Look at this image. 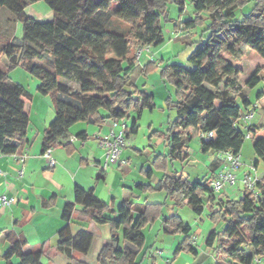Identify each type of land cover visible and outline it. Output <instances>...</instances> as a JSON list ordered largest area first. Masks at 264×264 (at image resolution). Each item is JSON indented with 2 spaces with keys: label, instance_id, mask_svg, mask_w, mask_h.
Returning <instances> with one entry per match:
<instances>
[{
  "label": "trees",
  "instance_id": "1",
  "mask_svg": "<svg viewBox=\"0 0 264 264\" xmlns=\"http://www.w3.org/2000/svg\"><path fill=\"white\" fill-rule=\"evenodd\" d=\"M36 0H0V8L9 11L22 25V37L0 42V56L7 60V70H0V154L12 155L23 152L28 143L27 130L29 113L26 111L32 95L9 77L11 68L23 66L38 77L37 89L42 94H51L54 117L44 130L41 153L68 138L69 128L82 121H104L118 119L135 112L130 126L125 128L126 138L135 133L137 119L143 110H152L154 96L146 90H137L131 82V75L138 59L134 45L138 48L157 46L164 41L160 16L164 14L170 0H43L52 11V18L40 21L25 9ZM176 1L180 9L184 0ZM195 12L207 11L212 20L209 38L196 46L188 58L193 68L173 64L163 69L167 82L175 88V100L166 98L167 106L175 108V117L163 132L168 144L164 154L154 159L156 168H166L173 160L187 157V142L198 135L202 151L214 150L223 153H239L246 134L253 139V150L264 162V125L241 124L243 114L252 108V102L245 94L262 79L264 63L256 64L244 73L246 51L255 52L264 62V0H254L249 11L236 20L235 13L247 6L251 0H188ZM115 4L112 9L111 5ZM109 12L129 24L125 32L110 30L102 18ZM196 20L182 23V30L194 27ZM134 42H131L130 39ZM47 60L53 70L36 63ZM150 63H155L150 61ZM148 65L144 66V69ZM59 77H73L79 84V93H70ZM138 92V94H136ZM60 94L73 96L79 102L75 106L62 99ZM263 90L256 94L257 100ZM103 109L105 115H100ZM242 122V121H241ZM251 122V120H250ZM85 132L78 133L83 138ZM214 162V161H213ZM258 161L253 163L256 169ZM215 164V162H214ZM217 165V163L215 164ZM217 167V166H216ZM215 168V167H214ZM213 168V169H214ZM151 170L148 171L150 176ZM207 182L190 180L181 170L165 172L155 187L137 184L141 190H164L177 208L187 205L196 215H201L206 202L211 205L217 200L218 215L226 221L222 231L224 240L216 250L218 256L252 264L254 256L264 259V174L256 184L257 196L242 190L241 198L216 199ZM75 205L95 224H108L109 236L102 245L96 261L98 264H139L137 251L119 248L121 238L140 249L144 242L143 228L159 216L165 232H179L183 239L177 244L174 255L183 249L197 252L191 241V227L177 214H163L164 204L136 205L132 201H121L117 209L110 211L100 200L93 188L74 187V202H66L61 212L63 225L57 232V250L69 261L66 264H88L74 253L86 255L93 241V234L84 224L75 232L71 228ZM137 211L136 217L133 216ZM218 236L212 230L206 243L210 247ZM4 254L5 264H12L10 258H18L17 264H43L41 248L24 251L27 242L23 237L12 236Z\"/></svg>",
  "mask_w": 264,
  "mask_h": 264
},
{
  "label": "rangeland",
  "instance_id": "2",
  "mask_svg": "<svg viewBox=\"0 0 264 264\" xmlns=\"http://www.w3.org/2000/svg\"><path fill=\"white\" fill-rule=\"evenodd\" d=\"M253 1L254 0L248 2L247 6H245L243 9H238L235 13L234 18L236 20L241 19L243 17V13L249 11V8L252 6ZM114 7L115 4H112L111 8L113 9ZM44 8L46 9V12H44ZM0 9V11H2L3 13H9L5 8ZM165 9V13L161 14L160 16V24L163 30L162 34L164 37V41L157 46H149L147 47V49H142L143 51L140 58L138 59L137 67L131 75V82L133 83L134 88H136L137 90H146L148 93L154 96L155 106L151 111L145 109L143 117L138 120V132L129 133L132 143L134 139V141H138L136 144L140 146V149H142V146H145V157L153 155L146 146L149 138L151 137H148L145 133L149 123L152 121L155 125L159 126V131L165 132L167 130L168 124L173 120L176 114L175 108H170L169 106H167L166 98L168 95L174 98L175 88L169 82H167L166 76L163 74V69H166L167 66H171L173 64H179L185 66L188 69H192V64L188 62L189 56L195 50L196 46L206 41L212 34L211 25L213 22L209 17L208 12H195L188 0H184V6L182 9H180V5L178 2L170 0L167 2ZM25 10L28 14L40 21H47L52 18V11L43 0H39L35 3L29 4ZM39 14H42L43 17H39ZM108 14V18H106L105 16H103L102 18L109 26V29L118 32L123 31L126 33L129 24L115 17L112 12H109ZM192 19L196 20L194 27L189 30H182V23H185L186 21ZM14 36H16L15 42H19L22 37V25L17 20L15 23ZM4 41L5 37H2L0 35V42ZM130 41L134 42L132 38L130 39ZM137 49L138 46L134 45L133 51H136ZM246 56L247 60H244L246 63L242 66L244 73L240 75L241 84H243L244 81L243 77L247 76L250 73H247V71L251 69V66L254 67L256 64L264 63L263 60L250 49L246 51ZM35 61L36 63L42 65V67L53 70L50 65H48L47 60ZM150 61H154L155 63H150ZM146 65L148 66L146 69H144V66ZM0 70H7V60L4 56H0ZM261 75L263 79L258 84H256L252 88L245 89L247 98L252 102V105H250V107L252 108L253 105H256L254 109V115L250 122L251 124L256 126L264 125V70L261 71ZM9 77L13 83L21 84L32 96H35V98L32 97L31 102L28 101V105L26 107V111H28L29 113L28 133L29 137L33 138L36 134V128L40 129L44 124H46V122L48 125L54 117L55 112L51 94L40 93L37 89V86L40 83L38 77L28 72L21 65H17L11 68L9 71ZM58 79L62 84L68 87L70 93L80 94L79 84L73 77H59ZM261 90H263V96L257 100L256 94ZM136 94H138V92ZM60 96L66 102H69L75 106L79 105V102L75 100L73 96H66L63 94H60ZM100 110L101 112L104 111L103 109ZM239 122L241 125V119L239 120ZM75 124H73V126ZM130 124L128 126H130ZM150 135H152V133ZM252 145L253 139L245 138L239 155L242 166L241 169L236 172L239 178L242 177L245 171L251 172L252 175L255 174L257 175V177H262V175L264 174V162L256 156ZM154 146L156 152H159L160 148H162L156 147V145ZM185 151L187 153V157L182 160H173V166H170L169 170H181L184 176H189L188 178L190 180L207 182L209 179H207L206 176L212 175L213 177V175L215 176V173L220 168H222V165H219L214 169H212V167H209L210 161H214L215 163L218 162L217 159L220 157V153L214 150H208L207 152L202 151L198 135H194L191 137V139L187 142ZM54 154L56 153L54 152ZM9 156L10 159H8V167L14 170L16 167V171H18L19 167L16 164L17 161L15 160V158H13L12 155ZM220 159L222 160V158ZM255 161H258V166L254 170L252 169V165ZM114 165L115 164H112L107 167V170H110ZM124 167H122V169ZM111 173L112 185L113 187L118 188V178H121L123 173L117 171V169L112 170ZM242 194V183L239 180L237 181L235 186H225L223 189H221L220 193H214L216 199L218 200L238 197L241 198ZM153 197L161 200L163 199L164 194L159 193ZM216 202L217 200L214 201L213 205H211L209 202H206L204 211L201 215H196L195 213H193L187 205H183L179 207V209H174V214L179 215L185 222V224H188L191 227V230L198 229L199 231H201V233H194L192 235L194 237H191V240H194L192 241V243L197 250L196 253L188 249H183L181 251H178V253L174 255V250L177 246V243L175 242H178L175 236H179L178 240L180 242L182 240V234L179 232H165L163 227H160V220H158L156 223L152 222L145 225V227L143 228L144 242L140 249L135 244L128 241L126 242L121 238V228L117 230L120 234L119 248L124 250L126 247H128L134 251H137L138 253L136 254V260L139 262V264H243L236 260L228 261L227 257L222 258L218 256L216 250L218 249L219 243L224 240L222 231L227 223L223 218H220L219 215L215 219L212 218V211L218 209V206H216ZM8 211L9 209H7L5 213L7 214ZM163 214H172V212L168 209V204L167 206L165 205ZM5 223L6 216L2 217L0 221V231L5 226ZM71 227L72 230L75 229V225H72ZM86 227L93 232V241L90 250L86 255L77 253V256L82 257L88 264H98L96 261V253L103 244V241L105 242L109 236V226L108 224H91L90 227H88V225H86ZM213 229L218 232V236L216 237L213 246L210 247L209 245H207L206 240L208 234ZM24 230L28 233L27 235L30 238V242H33L37 236L36 232H33V229L29 225L25 227ZM3 243L4 238L2 237V235H0V264H4L1 255L6 246L4 247ZM15 260L17 261L16 258L13 259V261ZM53 260L54 264H63V262L58 263V261L62 260L61 257H56ZM43 261L46 263L48 262V259L45 257L43 258ZM68 261L69 260L64 256V264H66Z\"/></svg>",
  "mask_w": 264,
  "mask_h": 264
},
{
  "label": "crops",
  "instance_id": "3",
  "mask_svg": "<svg viewBox=\"0 0 264 264\" xmlns=\"http://www.w3.org/2000/svg\"><path fill=\"white\" fill-rule=\"evenodd\" d=\"M37 1L39 0L35 2ZM44 12H46L45 8ZM38 16L43 17L42 14ZM15 23L16 18L10 12L3 13L0 11V35L8 41L15 40L16 38L14 36ZM32 97L35 98L34 95ZM170 97L172 99L175 98V96L174 98L172 96ZM144 112L145 110L142 111L137 119L138 127V120L143 117ZM99 113L100 115H105L104 111L101 112L100 110ZM135 114V112L130 111L128 116L124 117L127 126L132 122ZM114 122V119L107 118L104 121H82L76 123L74 126L72 125L69 128L68 138L62 143L55 144L50 149V155L55 160L54 167L48 166L46 159L41 153V144L47 122L40 129L36 128V134L33 138L29 137L27 130L28 143L23 148V152L27 154V158L24 164V173L21 177L18 176L16 167L15 170L8 167L7 164L10 156L0 155V195L5 194L7 197H12L15 200V202L8 206L0 205V221L2 217L6 216L5 226L0 231V235L4 238L3 245L4 247L6 246L1 255L4 264V254L11 243V240L7 238L8 234L9 238L16 236L23 237L26 240L27 244L23 248L24 251H35L41 248L43 251L41 262L43 264H54L53 259L56 257H61L62 260L58 261V263L63 262L64 264V255L56 248L58 240L57 232L64 224L61 219L64 204L66 202H74V187L76 185L86 189L93 188L94 194L109 207L108 209L110 211L105 212L106 216H114L111 212L115 211L120 202L124 200L132 201L136 205H139V207L146 204H164L165 207L168 204L169 211L174 214V209H177V207L167 197L166 192L164 190L151 189L158 184L159 179L165 172L173 171L169 170V167L173 166L172 162H168L166 168L161 169L156 168L154 165L155 156L157 154H164L167 151L168 141L165 135H162L163 132L159 131V126L155 125L152 121L149 123L145 133L148 137H151L146 146L153 155L146 157L144 156L145 146H142V149H140V146L136 144L138 142L137 140L134 141L133 139L132 143L131 136L129 135L127 138L125 136V147L121 153L120 161L115 163L110 170H107L102 165L103 158L99 140L111 131L115 132L118 129V125H115ZM138 129L135 133L138 132ZM80 132H85L86 135L81 138L78 136ZM151 133L152 135H150ZM154 145L156 147H162L160 148L161 152H156ZM222 157L220 153V157L217 159L218 162H216L217 165L213 161H210L209 167H212V169L219 165L223 167L224 162L220 159ZM16 164L20 168L19 164ZM122 167L124 168L122 169ZM114 169L123 173L122 177L118 178V188L112 185L111 172ZM149 170H151L150 176H148ZM186 177L188 178L189 176L187 175ZM137 184L151 188L141 190L136 187ZM159 193L164 194L161 200L153 197ZM7 209L9 211L6 214L5 211ZM137 214L138 212L135 211L133 216L136 217ZM164 215L168 216L170 214ZM158 220H160L159 223L162 228L161 216L154 223ZM83 224L93 234L86 225L90 227L91 224L95 223L82 212L80 205H75L71 220V226L75 225L73 231L75 232L81 228ZM28 225L37 235L33 242H30L28 233L24 230ZM196 232L201 233L198 229L191 230L192 235L194 233L196 234ZM175 237L178 241L175 243L178 244L179 236ZM101 247L96 255H98ZM74 256L80 260H84L82 257H78L77 253H74ZM45 257L48 259L46 263L43 261ZM14 258L17 261H13ZM227 260L231 261L229 258ZM10 261L12 264H17L18 258L12 256Z\"/></svg>",
  "mask_w": 264,
  "mask_h": 264
},
{
  "label": "built area",
  "instance_id": "4",
  "mask_svg": "<svg viewBox=\"0 0 264 264\" xmlns=\"http://www.w3.org/2000/svg\"><path fill=\"white\" fill-rule=\"evenodd\" d=\"M146 46L144 48H138L136 50V58L139 59L142 54V49H147ZM254 109L256 105H253ZM254 115V110H249L243 114L241 117V121L243 124L248 125L250 120ZM114 124L118 125V129L113 132L111 131L108 135L103 136L99 140V146L102 150V158H103V168H107L112 164L118 163L120 161L121 153L125 147V128L127 127L124 118L114 119ZM245 138H249V134H246ZM1 155V154H0ZM239 153L233 152H225L223 153L222 160L224 165L220 168L215 176L213 175L210 178L209 186L211 187L214 193H220L221 189L225 186L233 187L236 185L237 181H241L242 190H246L248 192L254 193V196H257L256 184L259 181V177L257 175H252L251 172H244L242 177H238L236 172L241 169L242 162L240 160ZM13 158L20 164V168L17 173L18 176L21 177L24 173V164L27 158V154L22 152L20 154H12ZM42 156L46 159L49 167H54L55 160L50 155V149H47L43 152ZM15 202L14 198L7 197L5 194L0 195V205L8 206L11 203ZM252 264H264V259L261 256H254L252 259Z\"/></svg>",
  "mask_w": 264,
  "mask_h": 264
}]
</instances>
